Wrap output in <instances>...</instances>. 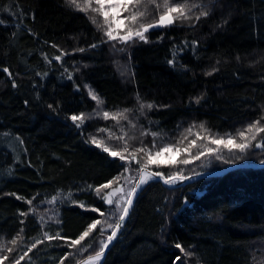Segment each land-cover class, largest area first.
<instances>
[{"label": "trees", "instance_id": "1", "mask_svg": "<svg viewBox=\"0 0 264 264\" xmlns=\"http://www.w3.org/2000/svg\"><path fill=\"white\" fill-rule=\"evenodd\" d=\"M174 1L191 7L187 18L120 48L67 0H0V244L40 240L33 262L12 264H77L102 251L112 210L101 186L127 165L92 142L97 122L71 119L94 110L88 89L162 143H184L201 125L220 136L264 127V0ZM252 136L242 155L207 168L190 162L182 175L264 161L255 147L264 132ZM155 171L169 176L167 167ZM54 202L58 220L45 225L36 210ZM96 220L72 256L71 241ZM263 244L264 168L177 189L151 179L99 264H264Z\"/></svg>", "mask_w": 264, "mask_h": 264}, {"label": "rangeland", "instance_id": "2", "mask_svg": "<svg viewBox=\"0 0 264 264\" xmlns=\"http://www.w3.org/2000/svg\"><path fill=\"white\" fill-rule=\"evenodd\" d=\"M77 3L83 7H86L87 10L83 12L88 14L91 19L95 18L96 23L93 24L96 27L100 26L98 28L103 31V33H105L109 25L105 23L104 16L100 12L92 10L93 8L99 7V5L95 3V0H92L90 6L85 5V0H77ZM175 3L177 2H175L174 0H169V4L174 5ZM115 4H120L121 7L116 8L113 6ZM125 4L127 5V8L124 7ZM70 5L74 9L78 10L75 5ZM104 7L105 10L109 11L108 20L111 21V28L113 30V34L116 36V39H109V37L105 35L106 39L110 43H112L113 47L117 46L120 48L121 43L124 46V43H127L135 37H138L135 35L136 31H141L143 35L146 33L142 30L143 28L141 27V25H146V23L154 21V13L156 14L157 18L160 17V15H162L165 11V8L163 7V0H140V3L138 4L135 2V0H111V3L109 4L106 2ZM137 12H143L144 15L138 16L136 21L130 20L129 17ZM178 15V13H173V19L176 18ZM154 25L159 26V23H156ZM152 28L153 27H150L148 31ZM129 29H131L133 33L131 39L127 40L126 42L121 41L119 37L128 35ZM121 51H123V49H121ZM117 65L120 70L123 69V65L121 63L118 62ZM90 92L94 93L97 97L99 96L93 90L88 89L89 96L95 102V108L92 112L83 115L82 120L79 121L81 123H84L86 121L97 122L99 126L96 128V135L92 136V139L95 138V140L102 145V149L106 146L110 149V151H117L118 153H120V155H123L124 159H121L120 155L114 157L120 158L127 165L126 172L122 176L118 177L119 179H116L113 181V183L109 184L108 188L103 189L105 191L103 195L104 198H111L114 203H107L109 204L112 213L108 215V217L106 216L103 221L104 224L102 225V230L105 234L101 236V238H99L100 240L97 239V244L99 245V248L102 247L103 244L107 243L108 236L113 233L112 230H115V225L120 222L119 217L122 214V209L127 206V201L129 200L134 190V187L136 186L140 178L142 167L144 169H148L154 172H158L155 171L156 169L167 167L169 175L178 174L180 177H182L181 179H183L191 175L197 174L193 173L186 176L182 175L183 171H187L190 167V165L188 164L181 163V161L183 160V158L186 157V155L194 154V158L189 159L190 162L196 163V161H204L202 162L201 166L207 168L210 166L211 163H219L220 160L224 161L227 160L229 157H238L242 155L244 151L241 152L236 149L235 144L243 142H247L248 144L251 143L250 137L251 135L256 133L255 130H253V132L251 133L245 131L246 137L248 138L247 141H245L238 136V133H236L235 135L220 136L213 133H209L208 131H206V129L199 127L198 129L193 128L192 133L186 131V133L188 132L189 136L191 137L184 139V143H179L178 141L177 144L176 142L162 143L161 137L159 135H153L154 132L148 131L147 129H144L141 125H139L137 121L138 116L135 117L134 113L130 111H108L104 107L103 102L98 104L97 100H94L92 98ZM104 112L109 113V116L107 118H105ZM228 137H233L234 140L233 144H230L227 147H225V144L223 142H212L213 140L226 141ZM193 141H195L194 144L192 143ZM126 146L128 150L124 151ZM165 146H169L170 150L161 151V149ZM177 148L181 149V151H177ZM209 148L212 149L211 152L208 151ZM136 149H145L146 151L135 152ZM134 152L136 159H132V154ZM148 152L152 153L150 161L147 155ZM157 152H159V155H156ZM198 154H200L199 160L195 158V156H197ZM243 163L254 162H238L232 163L230 165ZM135 164L140 165L141 168L138 169L137 166L134 167ZM159 173H162L166 177L163 172ZM181 179H173L170 181V183H175L177 181H180ZM150 180L151 179H148L144 183V187ZM61 198H63V196ZM58 200L59 199H57L56 202ZM56 202L45 205L42 209L39 208L38 210H36L37 207L35 208L36 213H38L40 217L42 216L44 218L43 221L45 222V225L52 223V221L58 220L59 214ZM108 231L112 232L107 235ZM46 236L48 237L47 233ZM25 242H27L26 239L22 238V240L18 239L11 242L5 241L3 242V245L0 244V264H12L13 261L15 262L18 260L32 261L33 257L37 254L38 250H40L38 246L40 240L32 239V243L30 244H25ZM83 247L84 244L77 245L73 250V253H71L72 256H74L76 252L80 255L84 250ZM101 250H103V248H101ZM18 251H20L21 253L19 257L17 254ZM100 262V260H96L90 264H99Z\"/></svg>", "mask_w": 264, "mask_h": 264}, {"label": "snow or ice", "instance_id": "3", "mask_svg": "<svg viewBox=\"0 0 264 264\" xmlns=\"http://www.w3.org/2000/svg\"><path fill=\"white\" fill-rule=\"evenodd\" d=\"M106 2L110 4L111 3V0H95V3L98 4L99 7L98 8H93L92 10L93 11H96V12H100L104 16L105 23H107L109 25L108 29L105 31L104 34L107 35L109 37V39H116V36L113 34V30L111 28V21L108 20L109 11L108 10H105V7H104ZM135 2L138 4V3H140V0H135ZM68 3H70L72 5H75L78 8V10H81V11H86L87 10L86 7H83L80 4H78L77 3V0H68ZM91 3H92V0H85V5L90 6ZM113 6L116 7V8H120L121 7L120 4H115ZM124 7L127 8V5L125 4ZM163 7L165 8V11L159 17V26H166L168 24H171L173 22V16H172L173 13H178L179 14L176 17L178 19L180 17L187 18L186 13L189 12V11H191V7L189 5H187V4H180V3H175L174 5H171V4H169V0H163ZM142 15H144L143 12H137V13L131 15L129 17V19L132 20V21H136L137 20V17L138 16H142ZM200 15H207V12L201 11ZM198 18L199 17H197V19ZM92 22L93 23H96L95 18H92ZM155 26L156 25H154V24L153 25H141V27L143 28V31L144 32H147L150 27H155ZM98 27H100V26H98ZM132 34H133L132 33V30L129 29L128 35H126V36H120L119 39L121 41L126 42L127 40L131 39ZM135 35L138 36L141 40H145L146 39L145 36L143 35V33L141 31H136L135 32ZM5 71H7V70L5 69ZM90 95H92V98L94 100H97V103L98 104L99 103H102V101L99 99V97H97L94 93H91L90 92ZM198 102L199 101L197 100V103ZM144 106L145 105L141 104V107L142 108ZM147 107L150 109V108L153 107V105L148 104ZM104 116H105V118H107L109 116V113L108 112H104ZM71 119L75 122L77 120H82V117L73 116V117H71ZM259 123H260V121H257L256 123H253V124H250L248 126V128H247L246 131L248 133L253 132V130H255L256 132H264V127H257V124H259ZM77 126L79 127V125H77ZM201 128H203V125H201ZM102 131H103V129H102ZM189 131H191V129H189ZM153 135H156V134L153 133ZM238 136L242 140H245V141H247V139H248L246 137V132L245 131L238 132ZM251 139H255V136H252ZM262 139H264V138H262ZM233 140H234L233 137H228V139L226 141L213 140L212 142L213 143H221V142H223L225 144V147H227L228 145L233 144ZM92 142L93 143H96L97 144V147H101L102 146L100 143H98L95 140V138L92 139ZM192 143L194 144L195 141H193ZM248 146H249V144L247 142L235 144V148L238 149L241 152L245 151L248 148ZM255 147H257V148L264 147V144L257 143L255 145ZM103 150L105 152H109V154L110 155H113V156L120 155V153H118L117 151H110V149L108 147H106V146L103 147ZM127 150L128 149H127V146H126L125 149H124V151H127ZM168 150H170V147L169 146H165L164 148L161 149V151H168ZM139 151H146V150L145 149H136L135 150V152H139ZM177 151H181V149L177 148ZM208 151L211 152L212 149L209 148ZM135 152L132 154V159H136ZM147 155H148V158H149V161H150L151 160L152 153L151 152H148ZM156 155H159V152H157ZM120 158L121 159H124L123 155H120ZM195 158L196 159H199L200 158V154H198ZM181 163L188 164V163H190V160L189 159H184V160L181 161ZM141 172H144V168L143 167L141 168ZM151 175L152 176H162V174L159 173V172L152 173ZM181 178L182 177H180L178 174H172V175H169L168 178L164 180V182L165 183H169L173 179H181ZM117 179H119V178H117ZM140 182H141V184H143L145 182L144 179H143V177L141 178V181ZM111 183H113V181H109L108 184L102 185L101 188H108L109 187V184H111ZM100 190H101L100 188H97L96 189L97 194L100 193ZM18 199H19V197H18ZM105 199H106V202L109 203V204H113L114 203V201L111 198H105ZM29 203H31V201H29ZM131 203H132V201L129 199L127 201V204L131 205ZM93 211H96V209H93ZM22 215H24V213H22ZM101 215H104V213L101 212ZM127 215H128V208L127 207H124L122 209V214L120 215L119 220L120 221H123L124 218ZM100 223H101V221H99V220L94 221L91 225L88 226V230L84 231L83 234L80 235V237L78 239H74V240L71 241V245L72 246L79 245L80 242L82 240H84L85 237H87L89 235L90 231L96 229L97 225H99ZM115 227L117 229H119L121 227L120 223H117L115 225ZM115 235H116V232L115 231L111 235H109L108 238H107L108 239V242H111ZM48 238L49 239H53L54 237H48ZM55 238H58V236L55 237ZM107 247H108L107 243H105V244L102 245V248H107ZM177 247L179 248L181 246L180 245H177ZM181 251H184V249L181 248ZM102 255H103V252L102 251L97 252L95 257H89V261H91L93 259L99 260ZM177 259H179V257H177Z\"/></svg>", "mask_w": 264, "mask_h": 264}, {"label": "water", "instance_id": "4", "mask_svg": "<svg viewBox=\"0 0 264 264\" xmlns=\"http://www.w3.org/2000/svg\"><path fill=\"white\" fill-rule=\"evenodd\" d=\"M259 168H264V162H254V163H243V164H233L230 165L226 168L223 169H219V170H213V171H207V172H201V173H197L194 175H191L189 177L183 178L180 181H177L175 183H165L164 180L167 179L162 173V176H152V173H156L154 171H150L148 169H144V172H141L140 174V178L136 184V186L134 187V190L130 196V200L132 201L131 205L127 204V208H128V215L124 218L123 221H120V225L121 227L119 229L115 228V232L116 235L114 236V238L112 239L111 242L107 241V248H103L102 252L103 255L100 257V261L104 260V258L106 257V255L108 254L109 250L111 249V247L114 245V243L116 242V240L118 239V237L120 236L121 232L124 229V226L126 225L130 214L132 213L136 200L138 199L142 189L144 188V183L148 180V179H155V180H159L161 181L166 187L168 188H173V189H177V188H181L184 187L185 185L194 183L195 181L201 180V179H205L208 177H215V176H223L231 171L237 170V169H259ZM143 177L144 179V183L141 184V178ZM113 231V232H114ZM96 254L91 255L89 257H95ZM89 257L81 260L80 262H78L77 264H90L94 261H96L95 259L89 261Z\"/></svg>", "mask_w": 264, "mask_h": 264}]
</instances>
